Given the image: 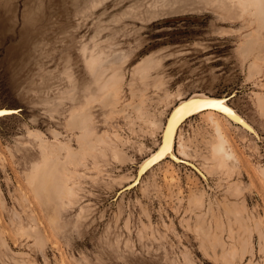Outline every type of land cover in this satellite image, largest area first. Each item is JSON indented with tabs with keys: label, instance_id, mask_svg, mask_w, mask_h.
<instances>
[{
	"label": "rangeland",
	"instance_id": "1",
	"mask_svg": "<svg viewBox=\"0 0 264 264\" xmlns=\"http://www.w3.org/2000/svg\"><path fill=\"white\" fill-rule=\"evenodd\" d=\"M262 6L0 0V264H264Z\"/></svg>",
	"mask_w": 264,
	"mask_h": 264
},
{
	"label": "water",
	"instance_id": "2",
	"mask_svg": "<svg viewBox=\"0 0 264 264\" xmlns=\"http://www.w3.org/2000/svg\"><path fill=\"white\" fill-rule=\"evenodd\" d=\"M192 96L193 95L184 99V101H180L170 113V117L168 119L167 126H166L167 128L170 122H172L173 129L170 135V143H172V140H173V143L176 141V134H177L179 126L184 121H186L188 118L192 117L193 115L198 114L201 111L215 110V111H219L229 116L230 109L232 107L230 106V104H228L229 99L227 96H222V97L207 96V97L191 98ZM206 102H211L212 104L217 105V107H208L206 106ZM9 111H12V113L15 112V110H9ZM162 142H164V138L162 139ZM167 157L171 158V156L169 155Z\"/></svg>",
	"mask_w": 264,
	"mask_h": 264
},
{
	"label": "bare ground",
	"instance_id": "3",
	"mask_svg": "<svg viewBox=\"0 0 264 264\" xmlns=\"http://www.w3.org/2000/svg\"><path fill=\"white\" fill-rule=\"evenodd\" d=\"M242 6L246 10H256V12L254 13L255 16H261L262 15V7H263L262 6V0H242ZM201 97H207V96H201ZM9 110H12V109L11 108H7V107L0 108V116H4V115H7V114H12V111H9ZM233 110L230 109L229 117H232L233 119H237V120L240 119L233 112ZM217 112H219V111H217ZM217 127H218L219 130L221 129L219 124H218ZM172 129H173L172 122H170L169 126L166 128V131H165L164 142H162L160 144V149H158L159 151H157L156 153L152 154V156L147 158L145 160V162L142 164L141 168L146 163L145 167L142 170H141V168L139 170V171H141L140 172V177L143 175V173L148 168H150L153 164H155L156 162H158L161 159H163L171 151L173 140H172V143H170V135H171ZM173 133H174V131H173ZM217 150H218L219 153L223 152V148H221L220 145H219ZM41 171H42V168H38L37 169V173H40ZM137 176H138V174H137ZM60 192H62V195L66 194L65 193V189H63V188H60Z\"/></svg>",
	"mask_w": 264,
	"mask_h": 264
},
{
	"label": "snow or ice",
	"instance_id": "4",
	"mask_svg": "<svg viewBox=\"0 0 264 264\" xmlns=\"http://www.w3.org/2000/svg\"><path fill=\"white\" fill-rule=\"evenodd\" d=\"M206 106H208V107H217V105L212 104L211 102H206ZM221 110H223V109H221Z\"/></svg>",
	"mask_w": 264,
	"mask_h": 264
}]
</instances>
